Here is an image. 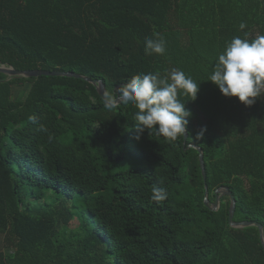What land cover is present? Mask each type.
I'll use <instances>...</instances> for the list:
<instances>
[{"label":"trees","instance_id":"1","mask_svg":"<svg viewBox=\"0 0 264 264\" xmlns=\"http://www.w3.org/2000/svg\"><path fill=\"white\" fill-rule=\"evenodd\" d=\"M154 33L163 55L145 54ZM261 35L264 0H0V65L75 72L113 96L140 73L191 77L196 97L178 99L207 171L185 136L136 141L135 108L109 111L90 81L0 72V264H264L259 227L231 225L229 195L205 201L206 184L210 203L228 187L234 220L264 226V94L245 105L208 80L233 37Z\"/></svg>","mask_w":264,"mask_h":264},{"label":"clouds","instance_id":"2","mask_svg":"<svg viewBox=\"0 0 264 264\" xmlns=\"http://www.w3.org/2000/svg\"><path fill=\"white\" fill-rule=\"evenodd\" d=\"M154 36L146 39L145 54L163 55L166 40L159 33H154ZM208 80L215 83L224 96L238 97L239 102L252 105L257 97L264 94V35L253 40L233 37L218 55ZM197 91L198 83L182 70L172 69L164 76L159 72L140 73L122 84L115 96L107 94L104 107L111 111L119 104H131L135 108L136 141H140L148 130L171 143L185 136L189 123L187 118L192 115L178 95L194 99ZM30 119L36 121V117ZM205 131L206 128L201 127L195 134L196 139L202 138ZM166 197L164 188H153V200L160 202Z\"/></svg>","mask_w":264,"mask_h":264},{"label":"water","instance_id":"3","mask_svg":"<svg viewBox=\"0 0 264 264\" xmlns=\"http://www.w3.org/2000/svg\"><path fill=\"white\" fill-rule=\"evenodd\" d=\"M0 72L8 74L10 77H39L41 75H54V76L58 75V76H71V77L83 78L84 80L90 81L97 86L98 92L104 100H105V96L107 95L106 86L102 80L92 79L89 76H83V75L75 73V72H65V71H56V70L51 71V70H42V69L17 70L15 68H13L12 66H8L6 64L0 65ZM184 145H185V148L195 147L199 150L202 170H203L204 178L206 181L207 180V171H206V165H205L204 151L197 144L191 143L188 145V132H187V130L185 133ZM215 193H216V200H215V202L210 203L209 189H208V185L206 184L205 201H206L207 205L212 210H218L220 207V202H221L222 196L229 195V197L231 198V208H230V216H229L231 225L233 227H238V228L247 227V226L259 227L261 239H262V242L264 245V226H263V224H261L257 221H240V222H238V221L234 220V216H235V212H236V206H237V200H236L234 194L232 193V191H230V189L228 187H225V188L217 189Z\"/></svg>","mask_w":264,"mask_h":264},{"label":"rangeland","instance_id":"4","mask_svg":"<svg viewBox=\"0 0 264 264\" xmlns=\"http://www.w3.org/2000/svg\"><path fill=\"white\" fill-rule=\"evenodd\" d=\"M27 87H28V85H24L22 87H17L16 89H19L18 91H20L22 89H26ZM45 200L47 202H51V201L57 200V199H56V196H55L54 192L53 191H49L48 196L45 198ZM61 202L62 201L61 200L59 201V199H58L57 202H56V205H55V207L53 209H62L64 207V204H65V206L71 205V201L69 199H64V201H63L64 204L61 203ZM79 222L80 221H79L78 217H75L70 222L68 230L76 228L79 225ZM1 242H2V239H0V249L2 248V243Z\"/></svg>","mask_w":264,"mask_h":264}]
</instances>
